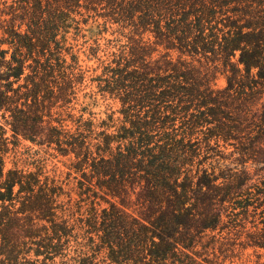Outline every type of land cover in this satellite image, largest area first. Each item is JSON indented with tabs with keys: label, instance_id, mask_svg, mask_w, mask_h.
Masks as SVG:
<instances>
[{
	"label": "trees",
	"instance_id": "16d2710c",
	"mask_svg": "<svg viewBox=\"0 0 264 264\" xmlns=\"http://www.w3.org/2000/svg\"><path fill=\"white\" fill-rule=\"evenodd\" d=\"M81 55L107 68L90 82L120 102L116 134L72 114L89 81ZM0 116V264H48L79 231L82 264L97 240L117 264H234L237 249L264 250V192H243L242 178L249 162L264 174V0H0ZM22 141L90 168L109 208L81 226L59 216L47 160L6 168Z\"/></svg>",
	"mask_w": 264,
	"mask_h": 264
},
{
	"label": "rangeland",
	"instance_id": "374dc122",
	"mask_svg": "<svg viewBox=\"0 0 264 264\" xmlns=\"http://www.w3.org/2000/svg\"><path fill=\"white\" fill-rule=\"evenodd\" d=\"M82 13L84 16L77 15V20L81 21V27L87 30L89 29V26L87 27L85 22L89 20L90 25H92V19L95 17L94 14H88L85 11H82ZM232 16L233 18L237 17L231 12L227 15V17ZM102 21L100 20V23H102ZM104 37H106L107 40H110L109 42L107 41L108 44H111V40H114L110 34H105ZM85 41L86 39H83L80 43L83 45ZM101 43L105 44L106 42L101 40ZM82 51H84V49ZM100 57H102L103 60H107L105 53H101ZM81 61H83V70L87 71L89 81H87L86 85H88V87L79 92L78 101L75 102V109L72 114L76 118L84 115L85 121H93L94 124L101 126L100 129H96L97 132L105 131L107 135L116 134V126H118L119 121L123 120V117L120 114L121 104L120 102L113 100L110 95L103 94L102 92L99 93L97 80L92 83L90 82L91 76L96 79L97 76L103 75L107 68L101 66L96 60L90 62L84 55H81ZM215 85L217 89H224L227 85L225 76L219 74ZM63 119H68V116L65 115ZM0 121L3 122L1 116ZM65 125L67 129L71 131L75 130V125L70 119H68ZM8 136L11 137V132L8 133ZM234 143L235 142L232 141V144ZM232 144L231 142L230 144H225L223 141H220V146L217 149L219 152L229 154V152L234 151V145ZM213 145H216L215 142L212 143V146ZM11 148H13V145H11ZM19 152L20 156L17 158L12 154L9 155L6 166L7 169L14 168L16 164V167L19 169L28 172H35L37 170L35 167L37 164H34V160L39 158L47 160L45 172L50 178L58 180L63 187V196L60 200V211L58 213L59 216L62 215L61 212L70 215L72 214V222L76 223L77 226H81L83 221L85 223L91 218L93 208L99 210L109 208V204L105 201L106 199L103 200V197H101V191L96 187L97 179L95 178L93 181L89 182V180L87 179L86 181L83 176L84 172H87V175H90V168L85 171L77 170L74 157H64L58 151L39 147L29 141L21 142ZM207 164H211V161H208ZM233 167L235 166L230 163V168L228 167V169H232ZM246 168L249 174L242 178H249L250 180L247 181V187L249 188L246 190L244 188L243 192H264V174L262 175L260 172H257V169L253 166L252 162H249ZM84 233V231H79L82 239H84ZM94 238L96 239L97 236ZM82 239L76 241L74 237L70 238L69 247H67V251L65 252L66 257L58 256L48 264H82V261H80L77 254V243L81 242ZM88 239H90V237ZM99 241L101 242V240ZM99 241L97 240L96 242L100 246L95 248L96 254L92 256V260H88V264H117L112 262L111 258L113 257L111 256V253L108 250H105ZM87 244L88 246L91 245V241L87 240ZM234 258V264H264V250L237 249ZM40 260L42 261L43 257H40ZM85 261L87 260L85 259ZM119 264L128 263H123L121 261Z\"/></svg>",
	"mask_w": 264,
	"mask_h": 264
}]
</instances>
